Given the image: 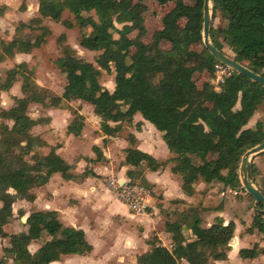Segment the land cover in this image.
Masks as SVG:
<instances>
[{
	"label": "trees",
	"instance_id": "16d2710c",
	"mask_svg": "<svg viewBox=\"0 0 264 264\" xmlns=\"http://www.w3.org/2000/svg\"><path fill=\"white\" fill-rule=\"evenodd\" d=\"M155 1L158 4L171 1L172 5L162 13L160 26L144 40L141 37L146 29L142 15L133 6L114 5L110 0H37L41 16H49L64 25L70 22L61 19L60 13L63 7L67 8L81 28L79 44L99 51L91 62L63 47L55 64L65 82L62 92L49 98V104L57 105L61 99L90 103L93 113L99 116V128L106 135L119 133L121 122L130 121L132 114L138 112L161 132L167 149L175 153L168 158L172 161L169 169L179 174L185 193H192L195 180L201 179L205 188L219 185L222 190L253 199L240 186L237 168L242 152L264 139L260 120L243 127L264 100V87L234 70L223 76L217 87L211 78L197 85L192 78L194 66L188 63L191 56L204 58L209 71L213 63H220L203 45L199 50L190 47L201 43L202 0ZM210 2V42L221 51L222 45H227L232 58L264 78V0ZM179 19H183L182 24L178 23ZM36 20L39 21L38 18L19 21L15 29L20 33L28 23L36 25ZM115 22L120 23L119 28ZM41 28L40 34L20 33L10 40L0 38V60L15 51L28 52L38 45L48 31L46 27ZM132 30L135 34L129 36ZM110 65L113 70L111 90L98 81L100 70L108 72ZM17 74L22 77L23 96L15 97L14 105L0 111L1 116L12 120L11 125L3 123L0 128V236L6 235L3 225L12 215L11 204L15 199L33 200L31 187L44 184L53 172H59L63 179L76 176L70 172V164L54 151V146H49L45 153L33 151L46 144L30 131L38 119L30 117L25 109L28 102H41L45 95L31 79V72L23 61L6 69L0 89H6ZM236 102L238 106L234 107ZM78 119L67 124L68 132H77ZM109 121L115 123L110 125ZM127 135L131 138L130 133ZM106 140L103 138L102 142ZM93 148L98 156L99 149ZM123 151L122 164L130 166L125 171L130 179L135 178L136 166L141 161L149 169L161 164L140 149L126 147ZM210 153L214 156L209 158ZM190 155L197 156L199 162L193 163ZM92 173L91 168L85 166L77 176ZM256 174L255 164L248 161L247 176L264 194V183L256 179ZM24 223L25 229L7 235L8 244L1 248L0 264L6 256L13 264H50L61 254H85L91 249L83 231L63 225L55 210H30ZM233 227L232 220L223 223L220 218L202 225L197 206H189L178 212L176 218L163 223L170 245L161 244L153 234L147 240L148 249L135 256V263L208 264L209 258L224 259ZM244 231L264 235L262 201L253 202ZM43 234L49 237L43 239ZM39 238L42 242L30 252L27 245ZM260 251L263 249L255 241L249 247L239 248L238 254L252 258Z\"/></svg>",
	"mask_w": 264,
	"mask_h": 264
},
{
	"label": "crops",
	"instance_id": "0c3cea01",
	"mask_svg": "<svg viewBox=\"0 0 264 264\" xmlns=\"http://www.w3.org/2000/svg\"><path fill=\"white\" fill-rule=\"evenodd\" d=\"M21 2L16 8L17 19L24 20L29 13L37 11L36 0H21ZM4 4L8 5L7 2ZM190 61L192 60H189V64H191ZM112 87L113 81L108 89L111 90ZM83 102L86 101L79 103ZM78 113L84 116L78 127H75L77 131L75 134L68 132L65 127V138L61 139L60 134L59 136L54 134L58 137H55L53 141V136L51 137V134L44 130L45 128L36 130L38 136L45 141L47 149L49 146H54V151L70 164V172L76 176L63 179L59 172H53L48 180L40 185L39 195L41 191H44V197L34 194L33 208L55 210L58 220L63 225L80 228L84 238L91 245V249L85 254H61L58 259L50 261V264H136L135 256L148 249L147 240L153 232L161 244L167 247L170 245L169 234L162 224L165 220L173 219L188 204H199L204 208L199 214L202 225L210 224L215 218H220L223 223L228 220L234 223L232 236L228 240L226 257L224 259L209 258L208 264H264L262 251L252 258H242L238 254L239 248L249 247L255 241H258L259 246L261 245V241L256 238L257 233H248L242 229L248 225L250 213H246L247 216L244 218L240 212L241 209H236L235 206L231 209L230 204L233 201L229 198L224 199L221 206L217 208L211 206L205 211L207 199L214 196L223 198L222 196L228 194L229 190H222L219 185L203 188L206 186L201 179L195 180L192 193H185L180 185L179 174L169 169L172 161L168 158L174 156L175 153L167 149L161 138V132L148 120L135 112L130 121L121 122V128L124 126L129 128L124 135L120 132L115 135L103 134L99 128V122L95 127L97 132L90 134L85 132L88 116H85L82 111ZM52 122L51 117L49 124L52 125ZM83 123L86 124L83 125ZM114 123L109 121L110 125ZM128 133L131 134V138L127 135ZM103 138H107L105 143L102 142ZM81 143L85 146L82 147ZM116 146H119V153L122 155H124V148L134 147L161 162L156 169H149L145 166L142 170L140 179L152 190L144 213L130 212L109 189L104 186L100 187L102 179L99 178L100 175L109 173L111 170L117 172L119 176H127L125 171L130 166L122 164L123 157L116 158L114 154L117 151H112V148ZM93 147L99 149L98 156ZM116 159H121V161H115ZM86 164L93 173L82 177L77 176ZM213 193L214 196H212ZM205 214L209 218H206ZM186 232L191 235L189 230ZM48 237L43 234V239ZM40 239L33 242L35 246L30 252L39 246L42 242V238Z\"/></svg>",
	"mask_w": 264,
	"mask_h": 264
},
{
	"label": "rangeland",
	"instance_id": "374dc122",
	"mask_svg": "<svg viewBox=\"0 0 264 264\" xmlns=\"http://www.w3.org/2000/svg\"><path fill=\"white\" fill-rule=\"evenodd\" d=\"M110 1L114 5H117L118 3H122L125 6L133 5L135 6V8H137L139 13L142 15V23L146 29L145 33L141 37L144 40H147L149 38L150 32L153 29L160 26V17L162 13L167 11L169 7L172 5V2L170 1L164 4H158L154 0H110ZM185 1L190 2L191 0H185ZM4 2L5 3L7 2L8 5H5ZM4 2L0 0V38L1 39L10 40L13 35L20 33L40 34L41 32H43V28L41 27H46L48 29V31L46 30L44 34L43 41H41L38 45L31 48L28 52L15 51L11 55L6 56L0 60V80L4 78L5 71L7 68L13 66L14 64L20 61H23L26 64L28 70L31 72V79L37 85V87L40 88V92L44 93L45 95V97L41 102L30 101L26 105V109H25L26 113L29 116L38 119V121L40 122L39 123L37 121L38 124L34 123L30 127V131L34 134H37L36 130H40L41 128L43 130L45 128L44 130L45 131L47 130L48 133L51 134V137L53 136L52 137L53 141L55 140V137L58 134H60V136L58 135L59 138L61 139L65 138V127L72 119H78L80 115V118L77 120L78 123L76 122V126H75L78 127V124L81 123V119L84 116V115L81 116V114L78 113V111H82V113L85 114V116H88L87 124L83 123V125L86 124L87 127L85 132L90 134H94L95 132H97L95 127L98 126L99 116L93 113L92 105L89 104L88 102L87 103L83 102L80 104L79 102L83 101L81 99H61V101L57 105L49 104V98L51 96L59 95L62 92L63 84L65 82L63 74L60 72L59 68L55 64V58L62 54L63 47L66 46L67 47L66 49H68V51L71 54H74L78 57H81L91 62H94V57L99 52L98 50L87 49L79 44L78 40H79L81 28L75 22L72 13H70L68 9L65 7H63L60 13V18L68 20L70 22L69 25H64L59 20L55 21L49 16H41L38 13V11H34L31 14L29 13L28 17L23 20V19H17L18 14L16 11V8L18 7V4L21 2V0H4ZM32 6H33V1H32ZM30 8H32L31 4H30ZM209 12L211 16L212 14L211 3L209 4ZM90 14L93 17H95L92 11L90 12ZM30 18H38L39 21L37 20L35 21L36 25L30 22L21 29L20 33L17 32L15 27L18 24V22L19 21L28 22ZM211 21H212V16L210 19V25H211ZM178 23L182 24L183 19H179ZM115 26L119 28L120 23L115 22ZM134 34H135V30H132L131 32L128 33L129 36H132ZM113 36H116L115 32H113ZM164 44L165 46H167V43ZM201 45H203L202 40L201 43L191 44L190 47L195 50H199L201 48ZM222 50L230 57L232 56V52L227 45L223 44ZM190 59L192 60L190 61V63L194 66V71L192 73V78L194 82L197 85H199L202 81L211 78L213 80V85L217 87L218 83L215 81V75H216L215 65L217 63H213L212 70L209 71L206 68L205 65L206 63H204L205 62L204 58L193 55L191 56ZM21 78H22L21 75L17 74L16 78L6 89H0V111L2 109H7L12 105H14L15 97L23 96L22 92L20 91ZM98 81L102 85H104L107 89L111 87V83L113 81L112 65H110V71L108 72H106L103 69L100 70ZM237 106L238 103L236 102L234 107ZM51 117L53 119L52 125L49 124ZM256 120H260L264 127V100L257 106V108L254 110V112L249 117V119L247 120V122L243 127L252 126ZM3 123L9 126L11 125L12 120L8 117H4L0 115V128ZM128 130L129 128L124 126L123 128L120 129V133L124 135L126 132H128ZM43 146L35 147L33 151H36L38 153L47 152L48 150L47 147L45 145ZM81 146L82 147L85 146L84 143H81ZM118 147L119 146L112 148V151H117L116 154H114L116 155V158L123 157V155L119 153ZM28 156L29 155H25L26 158ZM211 156H214V153H211L208 157L210 158ZM190 159L193 163L199 162V158L195 155H190ZM117 160L118 159H116L115 161ZM118 161H121V159H119ZM248 161H252L257 168L256 179L259 180L260 183L261 182L264 183V151L261 150L259 152L254 153L248 158ZM143 163L144 161H141L140 164L136 166V173L134 174L135 178L132 180H136L139 184L145 186L151 192L152 190L150 186L146 184L143 180L139 179L142 178V170L146 166L145 163L144 164ZM85 166H88V164H86ZM237 172H238V168H237ZM116 175H118L117 172L115 173V171L112 170L109 173L100 175L99 178H102L100 187L104 186L106 189H109L111 191V189L107 186L106 181L109 177ZM253 185L256 186L254 183ZM40 187H41L40 185L33 186L31 187V191L34 194L39 195V191L41 189ZM44 193H45L44 191H41L39 196L44 197ZM227 193L228 194L222 196L223 198L218 196L215 197L214 196L215 194L213 193L212 196L214 197H211L206 200L207 206H205V211L207 209H210L211 206L213 208H217L218 206H221V204H223L222 201L224 199L229 198L234 202L230 204V208L232 209L235 206L236 209L237 208L241 209L240 212L243 214L245 218L247 216L246 213H250L252 209L254 199H251L247 195L235 193L233 191H229ZM113 196L115 197L114 194ZM203 196L204 195H202V197ZM189 206H197L199 214L201 213V211L204 210V208L199 204H195V205L188 204L182 210L187 209ZM33 207H34L33 200L29 201L23 198L21 199L19 198V199H15L12 202L11 204L12 215L9 217L8 221L3 225V230L5 231L6 235L0 236V256L2 255V250H1L2 246L8 244L7 235L9 233L18 232L22 229H25L26 225L24 223V217L27 216L30 210H34ZM176 217L177 215L174 218ZM205 217L209 218L206 216V214ZM242 229H245V227H243ZM153 234L154 232L149 235L148 239H150ZM256 238L258 240H262L261 248L263 249L262 255L264 256V235L258 234V237ZM39 240L41 239L39 238ZM35 241L36 240H33L31 241V243L28 244L27 248L29 251L33 250L35 246L33 242ZM3 264H13V263L11 258L6 256L4 258ZM101 264H110V263H101Z\"/></svg>",
	"mask_w": 264,
	"mask_h": 264
},
{
	"label": "water",
	"instance_id": "95a60500",
	"mask_svg": "<svg viewBox=\"0 0 264 264\" xmlns=\"http://www.w3.org/2000/svg\"><path fill=\"white\" fill-rule=\"evenodd\" d=\"M210 0H202V23H201V40L203 46L208 50V52L220 63L228 66L230 69L242 73L246 75L248 78L254 80L259 83L262 87H264V78L256 73H254L250 68L241 64L234 58L230 57L228 54L216 48L208 38L209 25H210V12H209V4ZM264 150V139L261 142H258L248 148H246L239 160L238 164V178L240 182V186L246 192H248L254 199V202L262 201L264 204V194L260 192V190L253 185L251 180L247 176V162L248 158L256 152Z\"/></svg>",
	"mask_w": 264,
	"mask_h": 264
},
{
	"label": "built area",
	"instance_id": "2783aa9c",
	"mask_svg": "<svg viewBox=\"0 0 264 264\" xmlns=\"http://www.w3.org/2000/svg\"><path fill=\"white\" fill-rule=\"evenodd\" d=\"M230 68L222 63L215 65V81L218 83L222 77L227 75ZM115 197L120 200L130 212L144 213L148 206L150 191L145 186L139 184L125 176H111L106 181Z\"/></svg>",
	"mask_w": 264,
	"mask_h": 264
}]
</instances>
